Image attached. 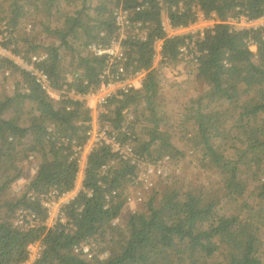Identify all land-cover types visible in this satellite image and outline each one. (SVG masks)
Instances as JSON below:
<instances>
[{"label":"trees","instance_id":"obj_1","mask_svg":"<svg viewBox=\"0 0 264 264\" xmlns=\"http://www.w3.org/2000/svg\"><path fill=\"white\" fill-rule=\"evenodd\" d=\"M163 11L175 26L199 12L220 20L195 39L202 55L187 62L185 82L163 67L193 38L168 36ZM241 16L263 17L264 0H0V47L25 61L44 51L35 65L59 96L0 54V264H264V26L235 28ZM138 29L144 35L130 32ZM119 39L124 57L105 73L109 56L98 49ZM158 41L165 61L153 66ZM119 65L125 76L150 69L143 91L119 90L103 104L107 139L88 153L84 188L62 207L66 222L50 228L44 203L75 189L93 126L87 96ZM195 80L204 91L167 97ZM28 162L32 177L5 199ZM165 162L201 169L142 193ZM84 243L91 256L77 250Z\"/></svg>","mask_w":264,"mask_h":264},{"label":"rangeland","instance_id":"obj_2","mask_svg":"<svg viewBox=\"0 0 264 264\" xmlns=\"http://www.w3.org/2000/svg\"><path fill=\"white\" fill-rule=\"evenodd\" d=\"M212 17H215L216 19H211L210 17H207V14H205L203 12H199L198 17H197V21L195 23L192 22L188 26L179 28V27H177L171 23L169 17L166 15L165 11H163V20H164L163 24L167 29L168 36H174V35L176 36L179 34H187L188 31H191V32L196 31V29L199 27H202L203 29L204 28L205 29L206 28H213L216 23L220 22V20L216 16H212ZM118 20H119L118 24L121 25L122 28H124L128 24V15L120 14L118 16ZM234 24H235V28H241L242 26L243 27H255V26H260V25L264 26V16L257 18V19H249L245 16H241L238 18V20L234 21ZM137 31L139 32V34L141 36L144 35V33H145V31H140V29L135 30V31L132 30L130 32L135 33ZM124 36H126V33L122 34L120 36V39L123 38ZM120 39L114 40L112 42V45L109 46V48H104V47L99 48L103 51L108 50L109 52H113V53L104 52L109 56V59H108L109 65L106 68L107 71L109 70V67L112 65V63L115 62L116 58L121 59L124 57L125 50L120 45ZM44 40H46V38ZM49 40H50V38H48L46 41L49 42ZM162 42L163 41H158L155 43V46H154L155 55H154L153 66H156V65L162 63L163 61H165V57L161 53ZM120 50L123 53V56L120 53ZM251 50L255 51L257 49L255 46H251ZM2 54L4 56H7V57L11 56L9 51L3 52ZM119 56H122V57L119 58ZM191 57H192L191 54H187L185 57L183 56L179 60V62L173 67L165 64L163 67L164 76H167V78L170 79L171 82H179L180 83V82L187 81L188 73H189V69H190V68H188L189 66H188L187 62H191ZM118 67H119L118 72H111V74H110V76L112 77V82L115 84V89H116L115 91L122 89L125 86V84H130L132 87L135 84L134 90L136 89L140 92L143 91L142 84L144 83V79L146 77V74L148 71H150V69L149 70H140V71L134 72L133 73L134 78H132V79L128 78L132 74H129L126 78L124 76H122V78L117 79V74L118 73L120 74V67H123V66L119 65ZM183 86L180 88H177V87L176 88H173V87L169 88L168 92H167V97L170 98L172 101H174L175 99H178L177 96L181 95V93H185V92L189 93L190 91H188V88H189V90H193V91L198 90L197 92L204 91V86H202L201 82H198L196 80L193 81L191 84L186 85V87L185 86L183 87ZM91 103H92V106L90 108H91V114L93 116L91 124L93 125L94 130H97L94 133L93 142H94V140L98 139L100 136H103L105 139H107L106 135L103 134V129L102 130L99 129L102 127V125H101L102 119L100 117H101V113H102L103 109L97 108L96 102L91 101ZM173 104H174V106L176 105L175 102L170 103V105H173ZM93 142H92V144H93ZM86 160H87V157L86 158H80L79 172H78V177L76 180L77 183H76L75 189L72 191L73 193H75L77 189L83 187L82 182H83V178H84V170H85V166H86ZM28 166H29L27 168V176L28 177L25 176L24 178L20 179L17 183H15L13 186H11L5 192V199L15 198L18 195V191H19L21 185H23L24 182L28 181L29 180L28 178L32 177L33 172H34L33 164H29V162H28ZM199 166L200 165H198L196 163H182V166L174 165L171 162L161 163L157 166V168H155V171L152 174V176L149 177V180L152 183V186L155 184L154 187H156L162 177H167L169 174H171L173 172L188 175L189 172L193 171V168H195V167L198 169H201V167H199ZM150 168H152V166H150ZM144 169H145V167H142V170H144ZM210 173H212V172H210ZM53 197L57 198L55 196H53ZM61 198H62V196L55 199L57 202L55 205H52V208H53L52 213L48 217L47 222H45L47 224V226L50 228L54 227V225L56 224V217L55 216H56L58 209L60 208V205L63 203V202L59 201V200H61ZM136 203L137 202H132L131 209L128 208V210H126V212L136 210ZM121 219L125 221V219L123 217ZM21 223H22V221H17V222H15V225L27 226V225L21 224ZM114 223H117V219H115ZM38 243L40 244L41 242L38 241ZM30 247L34 248L33 252H37L38 254L41 252V251H39L40 247L37 244L36 245L33 244Z\"/></svg>","mask_w":264,"mask_h":264},{"label":"built area","instance_id":"obj_3","mask_svg":"<svg viewBox=\"0 0 264 264\" xmlns=\"http://www.w3.org/2000/svg\"><path fill=\"white\" fill-rule=\"evenodd\" d=\"M197 21V20H196ZM195 21V22H196ZM195 22H193V23H195ZM190 23H192V22H190ZM189 23V24H190ZM198 23V22H197ZM188 24V25H189ZM188 25H186V26H188ZM177 27H185V26H177ZM241 28H243V26L241 27ZM206 29H208V28H206ZM205 28L203 29L202 27H199V28H197L196 29V31H188L187 32V34H183V35H192V38H193V40L191 41V40H187L186 41V44L185 45H183L182 47H181V54H180V57L182 58L183 56L185 57L187 54H191L192 56H197V57H199V56H201L202 54H201V52L200 51H198V48H197V46H196V44H195V39L198 37V36H200V33H201V37L205 34V30H206ZM161 49V48H160ZM6 51H9V50H5L4 48H2V47H0V54H2L3 52H6ZM98 51L100 52V53H104V52H108V53H113V52H109L108 50L107 51H103V50H101V49H98ZM9 53L11 54V56L10 57H12L13 59H15L16 60V62L21 66V67H23L24 68V70H26V71H30L31 73H33L36 77H37V80L43 85V87H45L46 89H48V91H49V94L52 96V97H55V98H58L59 96H58V94H57V92L55 91V89L52 87V85H51V83H50V81H49V78H48V76L45 74V73H43L41 70H39V68L38 67H36V65H35V63L36 62H38L42 57H44V55H46L45 54V52L43 51L42 52V55H38L39 53H36V54H34V55H32V57H31V59L32 60H30V61H25V60H23L21 57H18V56H16L15 54H13V52H11V51H9ZM120 53L122 54V56H123V53L121 52V50H120ZM3 55V54H2ZM122 56H119V58L120 57H122ZM118 71H119V69H118ZM109 72V70L107 71L106 70V72L105 73H108ZM125 74H126V71H125V69H124V67H120V74L118 73V76H117V79H120V78H122V76H124L125 78L128 76H125ZM132 75L130 76V77H128L129 79H132V78H134V76H133V73H131ZM129 85V86H128ZM135 88V84H134V86L132 87L130 84H125V86L122 88V89H119V90H124V91H130V90H133ZM116 89H115V84L112 82V79H109V80H104L101 84H100V86L96 89V90H94V91H92V92H89V94H88V96H87V98H88V103H89V105L90 106H92V103H91V101H94V102H96V104H97V108H100V109H102V106H103V104L111 97V96H113L115 93H117L118 91H115ZM101 118V117H100ZM102 128V127H101ZM101 128H99V129H101ZM98 129V130H99ZM102 130V129H101ZM95 131H97V130H94V127L92 126L91 127V130L89 131V137H88V140L86 141V143L83 145V146H81V147H79V154H80V158H86L87 156H88V153L94 148V147H96V146H98L99 144H98V140L99 139H101V138H103V136H100L98 139H96V140H94V142H93V137H94V133H95ZM103 134H105L106 135V132H105V130H103ZM92 142H93V144H92ZM114 148H118L119 149V144H114ZM79 161H80V159H79ZM78 161V162H79ZM149 172H152V169H150L149 170ZM152 186V183L150 182V181H147L146 182V184H145V186L144 187H142V188H140V190H141V192L143 193V192H145L147 189H149L150 187ZM83 188V187H82ZM82 188H79V189H77L76 190V192L75 193H73L72 191L71 192H69V193H66V194H63L62 195V198H61V200H59L60 202H63L61 205H60V208L58 209V211H57V213H56V222H57V220H59V222H62V223H65L66 222V220H67V217H66V214H65V212L62 210V207H63V205L65 204V203H68L72 198H74L75 196H76V194L78 193V191L80 190V189H82ZM54 196V195H53ZM52 196V200H47V201H45V205L49 208V211H48V213H49V216L51 215V213H52V205H55L56 204V200L55 199H57V198H55L54 199V197ZM61 197V196H60ZM59 198V197H58ZM138 200H141V197H139V198H137ZM35 217V215H32V218H34ZM117 221H118V219H117ZM32 249V254H33V256H32V260H34L35 258H36V254H38L37 252H33V249L34 248H31ZM80 249H82L84 252H86V253H88L89 254V256H91L92 255V252H91V247H90V245H88V244H82L77 250H80ZM31 260V261H32Z\"/></svg>","mask_w":264,"mask_h":264}]
</instances>
